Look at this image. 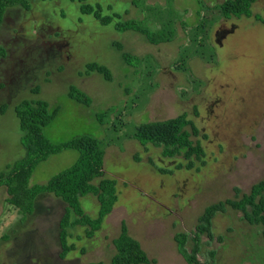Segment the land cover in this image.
<instances>
[{
	"label": "rangeland",
	"instance_id": "374dc122",
	"mask_svg": "<svg viewBox=\"0 0 264 264\" xmlns=\"http://www.w3.org/2000/svg\"><path fill=\"white\" fill-rule=\"evenodd\" d=\"M28 1L3 0L0 173L25 153L16 106L41 99L59 108L44 129L52 144L85 136L101 142L117 201L93 236L84 227L69 230L72 250L64 255L59 225L66 205L44 194L24 217L0 187V264H110L123 221L154 260L184 264L173 260L175 235L193 231L205 208L234 198V188L249 193L264 178V0H256L251 17L231 20L220 14L226 0ZM128 24L146 34L122 32ZM220 28L234 33L216 36ZM92 63L108 68L112 81L87 75ZM70 87L89 96L91 106L71 99ZM185 113L198 130L191 140L201 143V160L164 157L162 148L134 138L141 125ZM78 158L76 151L51 156L36 167L31 185L47 184ZM81 203L98 216L97 197ZM214 234L224 241L205 246L204 255L216 251L208 264H264L262 228L241 213L217 215Z\"/></svg>",
	"mask_w": 264,
	"mask_h": 264
},
{
	"label": "trees",
	"instance_id": "16d2710c",
	"mask_svg": "<svg viewBox=\"0 0 264 264\" xmlns=\"http://www.w3.org/2000/svg\"><path fill=\"white\" fill-rule=\"evenodd\" d=\"M87 1L82 0L83 3ZM255 2L256 0H226L219 5L220 14L225 19L251 17ZM3 11L4 3L0 0V18ZM134 25H123L121 31L137 30L141 34H146ZM119 50L122 51V48L119 47ZM3 53L0 47V57ZM124 57L129 61V54L124 53ZM92 73H98L106 81H112L109 69L102 65L89 64L86 74ZM34 93L38 95L40 88L37 87ZM69 96L87 107L92 104V99L76 87H70ZM1 112L4 114L5 109L2 108ZM15 113L19 120L20 142L25 153L21 159L0 173V187H6L7 202L24 217L35 212L36 201L44 194H53L66 205L59 225V240L63 254L67 255L72 250V246L68 244L69 230L84 227L87 235L93 236L101 230L104 219L112 212L117 201V183L105 174V149L98 138L92 136L81 137L64 144H52L45 137L44 129L58 116L59 108L52 110L50 105L41 99L21 102L16 106ZM97 117L99 119V115ZM192 135H198V130L185 113L177 118L141 125L134 138L143 147L151 144L162 148L164 157L183 155L191 163L192 158L200 159L205 155L201 143L191 140ZM65 151L79 153L76 163L53 177L47 184L31 185L36 167L51 156ZM90 195L97 197L100 203L96 218L88 215L81 203L82 198ZM229 211L241 213L242 220L250 226L261 227L264 238V178L254 184L249 193L234 188V198L219 201L205 208L193 231L175 235L178 252L187 264H208L215 261L216 251L208 250L204 255V248L214 241L223 243L224 238L221 236L217 238L214 234V221L217 215L227 214ZM203 238H207L205 243ZM113 245L115 254L110 264H156L141 243L130 236L125 221L121 223L119 236L113 240ZM202 256L205 257L202 259Z\"/></svg>",
	"mask_w": 264,
	"mask_h": 264
},
{
	"label": "flooded vegetation",
	"instance_id": "af4514ba",
	"mask_svg": "<svg viewBox=\"0 0 264 264\" xmlns=\"http://www.w3.org/2000/svg\"><path fill=\"white\" fill-rule=\"evenodd\" d=\"M28 1V0H27ZM28 3H30V1H28ZM34 3V2H33ZM29 11H31L30 9H29ZM6 13H7V10L5 11V15H6ZM4 15V17L2 18V20L0 21V28H1V25L5 22V20H6V16ZM231 19H233V18H231ZM231 19H227V20H231ZM237 19V18H236ZM238 19H241V18H238ZM234 33V31L233 30H229V29H219L216 33H215V35L216 36H220V35H222L223 37L224 36H226V35H228L229 34V36L231 35V34H233ZM1 47V49L3 50V56H1L0 57V64L2 63V61H4L7 57H8V49L7 48H5V47H3V46H0ZM46 53H47V57L49 56V52L48 51H46ZM9 82V81H8ZM8 82H6V83H3L4 84V87L2 88V89H8V88H10L11 87V85L13 84V82L11 81L10 83H8ZM17 85V84H16ZM1 86V85H0ZM10 93H12V92H10ZM9 93V94H10Z\"/></svg>",
	"mask_w": 264,
	"mask_h": 264
},
{
	"label": "crops",
	"instance_id": "0c3cea01",
	"mask_svg": "<svg viewBox=\"0 0 264 264\" xmlns=\"http://www.w3.org/2000/svg\"><path fill=\"white\" fill-rule=\"evenodd\" d=\"M145 250V249H144ZM177 257H174L173 260H179L180 262L187 264L186 261L184 260V258L179 254L178 249H177ZM151 259H153L150 255H148ZM156 261V260H155ZM156 264H162L160 263V261H156Z\"/></svg>",
	"mask_w": 264,
	"mask_h": 264
}]
</instances>
